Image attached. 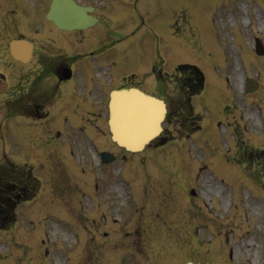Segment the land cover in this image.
<instances>
[{"label":"rangeland","instance_id":"1","mask_svg":"<svg viewBox=\"0 0 264 264\" xmlns=\"http://www.w3.org/2000/svg\"><path fill=\"white\" fill-rule=\"evenodd\" d=\"M128 1L133 5V0ZM33 2L0 0V39L18 31L32 36L30 14L37 5ZM139 4L144 6L143 26L157 24L160 37L148 43L143 39L135 60L127 59L124 72L116 74H125L147 93L176 97L183 108L185 75L191 71L175 66L199 65L207 82L203 109H199L200 96L192 98L190 118L195 127L176 116L164 123L172 137L169 143L124 158V152L108 141L106 109L97 97L101 117L94 120L89 135L117 160L103 174L96 167L98 156L80 135L72 149L65 143L58 151L31 149L27 159L39 166L34 170L45 183L32 202L17 210L20 228L0 234V264H110L114 260L264 264V55L254 52V37L264 43V0H139ZM146 7L151 8V20ZM169 18L176 21L174 29L168 30L175 37L166 33ZM8 25L9 30H4ZM41 29L47 25L43 23ZM0 41H4L2 48L7 41ZM158 52L163 55L156 65L159 76L148 67L147 56L152 53L155 58ZM247 76L259 82L254 93L242 91ZM112 81L110 87H116L115 75ZM219 107L220 113L226 107L227 120ZM23 155L27 154L20 150L15 160ZM93 174L98 176L95 180ZM94 185L96 192H104V206H94L96 213L89 208L99 199L91 193ZM23 212L30 213L29 218ZM93 215L99 222L92 229L91 242L85 226Z\"/></svg>","mask_w":264,"mask_h":264},{"label":"flooded vegetation","instance_id":"2","mask_svg":"<svg viewBox=\"0 0 264 264\" xmlns=\"http://www.w3.org/2000/svg\"><path fill=\"white\" fill-rule=\"evenodd\" d=\"M67 54L68 51L59 48L40 50L38 55L35 53V62L31 63L40 69L28 67L15 85L11 65H8L7 74L0 76V83L7 81L5 92L0 94V152L3 153L0 159V225L1 216L11 211L16 200L29 197L37 189L36 178L30 176V166L22 162V170H16L12 153L24 148L58 150L63 136H70L71 143L77 141L74 137L93 130L94 120L101 117L95 100L99 97L101 103L102 90L92 95L96 90L95 82L91 85L85 80L84 72L80 71L84 67L81 63H78L79 72L75 73L74 59L67 58ZM65 63L72 68L69 80L63 79Z\"/></svg>","mask_w":264,"mask_h":264},{"label":"water","instance_id":"3","mask_svg":"<svg viewBox=\"0 0 264 264\" xmlns=\"http://www.w3.org/2000/svg\"><path fill=\"white\" fill-rule=\"evenodd\" d=\"M82 11V8L73 5L70 0H53V9L48 17L53 18L60 26H80L84 22L79 16ZM164 112L161 100L137 89L114 91L110 102L112 138L120 146L138 151L158 134Z\"/></svg>","mask_w":264,"mask_h":264}]
</instances>
